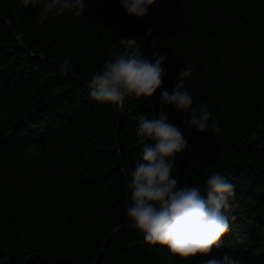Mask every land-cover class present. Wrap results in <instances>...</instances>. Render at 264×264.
<instances>
[{"label": "trees", "instance_id": "1", "mask_svg": "<svg viewBox=\"0 0 264 264\" xmlns=\"http://www.w3.org/2000/svg\"><path fill=\"white\" fill-rule=\"evenodd\" d=\"M86 3L85 16L41 23L39 8L0 0V264H95L126 221L97 264H203L146 244L127 218L136 126L186 65L194 104L221 132H193L169 108L191 146L173 175L201 190L217 171L234 183L237 219L212 254L264 264V0H157L142 19L120 0ZM129 35L149 59L153 46L166 56L161 88L124 110L91 101L90 74Z\"/></svg>", "mask_w": 264, "mask_h": 264}, {"label": "clouds", "instance_id": "2", "mask_svg": "<svg viewBox=\"0 0 264 264\" xmlns=\"http://www.w3.org/2000/svg\"><path fill=\"white\" fill-rule=\"evenodd\" d=\"M157 0H120L124 13L137 19L144 18ZM26 7L39 8V21L50 16L70 13L85 16L89 10L86 0H22ZM150 34V31H149ZM140 38L122 37L120 47L105 59L99 70L87 81L89 99L98 104L114 105L121 110L129 97L150 100L161 88L166 56L152 48L151 59L143 55ZM70 58L61 62L66 72ZM193 66L186 65L169 92L160 93L157 114L141 116L136 126L137 144L141 145L140 162L128 182L130 204L127 216L130 226L142 233L150 246L166 248L170 255L187 259L204 257L203 264H243L235 254H212L221 247L222 238L237 217L233 203L236 186L219 171L211 174L203 190L181 183L173 173L177 157L191 150L188 137L179 124L168 118L167 110L184 114L182 123L193 132L211 135L221 132L216 122L210 124L211 110L205 102L194 104L186 87L192 77Z\"/></svg>", "mask_w": 264, "mask_h": 264}, {"label": "water", "instance_id": "3", "mask_svg": "<svg viewBox=\"0 0 264 264\" xmlns=\"http://www.w3.org/2000/svg\"><path fill=\"white\" fill-rule=\"evenodd\" d=\"M126 189H127V202H129V200H128V194H129V191H128V184H126ZM127 218H128V216H127ZM126 225H127V221L125 222V224H124L122 227L118 228L117 230H115L113 233H111V234L109 235V237L106 239V241L104 242V244H103V246H102V250H101V252H100V254H99V257H98L97 261L95 262V264H97L98 261L100 260V258L102 257V255H103V253H104V251H105L106 245H107V243L109 242V240H110L115 234H117V233L123 231V230L126 228Z\"/></svg>", "mask_w": 264, "mask_h": 264}]
</instances>
